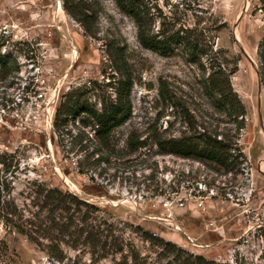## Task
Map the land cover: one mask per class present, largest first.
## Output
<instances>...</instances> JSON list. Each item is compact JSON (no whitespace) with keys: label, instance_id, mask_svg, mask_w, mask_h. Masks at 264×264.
Returning <instances> with one entry per match:
<instances>
[{"label":"rangeland","instance_id":"obj_1","mask_svg":"<svg viewBox=\"0 0 264 264\" xmlns=\"http://www.w3.org/2000/svg\"><path fill=\"white\" fill-rule=\"evenodd\" d=\"M150 1L179 23L226 24L217 32L216 44L238 58L232 83L247 109L238 138L243 164L226 173L158 152L154 135L188 128V111L198 122L214 125L221 115L202 93L201 64L190 61L181 49L164 56L143 47L136 22L114 0H86L91 34L64 9L62 0H0V51L14 55L19 66L0 74V152L20 156L16 194L33 178L75 191L118 223L125 238L135 243L139 264H185V258L193 260L196 254L220 263L264 264L261 1ZM124 66L133 78L132 117L115 130L105 160L80 172V155L63 151L58 142L56 107L68 89L90 80L96 84L88 92L93 102L114 95L117 69ZM225 125L220 123V128ZM130 136L146 138V146L131 151L126 146ZM139 227L173 242L180 251L144 239ZM0 237L10 254L0 264H60L25 237L6 233L1 223ZM67 254L61 264H117L120 259L118 254L94 263L86 252L68 249Z\"/></svg>","mask_w":264,"mask_h":264},{"label":"trees","instance_id":"obj_2","mask_svg":"<svg viewBox=\"0 0 264 264\" xmlns=\"http://www.w3.org/2000/svg\"><path fill=\"white\" fill-rule=\"evenodd\" d=\"M64 9L80 21L85 33L91 34L86 0H62ZM118 8L130 16L137 25L140 44L164 56L178 50L184 51L190 61L201 64L200 86L212 109L221 117L214 125L198 122L189 111L187 126L178 134L157 132L153 142L161 154H174L191 158L226 173L238 170L245 159L238 138L246 126L247 109L234 89L232 76L238 70V58L216 44L217 32L224 22L212 25L195 22L194 25L160 13L157 4L150 0H114ZM261 9L264 11V0ZM158 17H162L156 28ZM259 80L264 87V35L258 44ZM15 67L17 58L0 51V74L5 75ZM118 68L114 95H107L93 102L89 88H96L94 81L72 87L63 93L53 117V127L63 151L79 154V171L86 172L92 165H100L111 148L115 130L124 125L133 114L131 93L133 78L126 66ZM111 81H108L110 84ZM165 95V89H162ZM79 122V125L77 124ZM227 123L220 128V123ZM230 125V126H229ZM157 126L155 127V129ZM131 151L146 146V138L126 139ZM113 149V148H111ZM20 156L16 152H0V223L6 233L25 237L39 250L57 262L65 261L68 249L86 252L94 263L110 256L120 255L117 264H139L136 245L125 238L115 220L109 218L96 203L66 187L51 184L39 178L28 179L16 194V180L21 171ZM130 227L136 226L130 224ZM142 231L146 240L163 245L166 250L180 251L173 242ZM0 259H10L6 239L0 237ZM185 264H230L205 258L200 254L194 259L185 258ZM234 264H245L236 260Z\"/></svg>","mask_w":264,"mask_h":264},{"label":"water","instance_id":"obj_3","mask_svg":"<svg viewBox=\"0 0 264 264\" xmlns=\"http://www.w3.org/2000/svg\"><path fill=\"white\" fill-rule=\"evenodd\" d=\"M259 85H260V88H262V86H261V82L259 83Z\"/></svg>","mask_w":264,"mask_h":264}]
</instances>
